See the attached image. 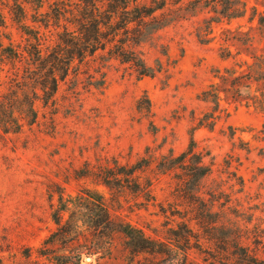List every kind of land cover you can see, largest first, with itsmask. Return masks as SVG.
I'll return each instance as SVG.
<instances>
[{
    "label": "rangeland",
    "instance_id": "obj_1",
    "mask_svg": "<svg viewBox=\"0 0 264 264\" xmlns=\"http://www.w3.org/2000/svg\"><path fill=\"white\" fill-rule=\"evenodd\" d=\"M215 1L173 0L156 13L171 21L136 48L148 75L98 50L36 104L33 124L0 138V264H208L175 245L188 218L203 234L192 204L217 236L235 232L264 258V0ZM120 166L138 168L127 187L95 176ZM199 166L209 171L197 181ZM84 189L164 252L134 253L123 233L98 238L81 224L59 239L60 198Z\"/></svg>",
    "mask_w": 264,
    "mask_h": 264
},
{
    "label": "trees",
    "instance_id": "obj_2",
    "mask_svg": "<svg viewBox=\"0 0 264 264\" xmlns=\"http://www.w3.org/2000/svg\"><path fill=\"white\" fill-rule=\"evenodd\" d=\"M170 2L173 0H0V138L33 124L37 119L36 104L51 101L72 65L98 50H107L110 57L120 61L137 63L140 75H148L151 70L136 48L148 35L170 23L164 13L156 14ZM201 2L197 0V5L203 6ZM13 26L23 43L13 38ZM3 38L8 40L7 45ZM7 64L10 67L5 69ZM193 149L191 138L187 150L176 159L182 161ZM199 168L197 181L209 171L206 166ZM137 169L120 166L119 172L112 173L100 168L93 175L107 186L127 187ZM194 207L195 225L203 234L189 225L192 219L188 218L181 223L180 232H173L178 248L195 247L205 254L203 260L208 264H264V258L243 245L235 232L217 236L207 214L199 212L194 204L190 208ZM59 211L68 214L63 223L60 215L54 218L59 239L70 240V234L81 224L98 238L123 233L134 253L164 252L154 248L156 240L141 228L112 219L102 195L96 191L84 189L75 198H60ZM226 226L224 223L219 228L227 230ZM202 239L214 240L217 249L207 250Z\"/></svg>",
    "mask_w": 264,
    "mask_h": 264
}]
</instances>
